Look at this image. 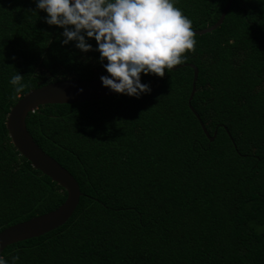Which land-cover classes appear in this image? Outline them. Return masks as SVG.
<instances>
[{"label": "trees", "instance_id": "16d2710c", "mask_svg": "<svg viewBox=\"0 0 264 264\" xmlns=\"http://www.w3.org/2000/svg\"><path fill=\"white\" fill-rule=\"evenodd\" d=\"M228 0H179L193 29L216 23ZM35 10L36 12H33ZM34 0H0V232L66 199L11 142L6 118L32 89L107 75L96 43L62 45ZM184 66L141 74L151 91L41 105L34 141L82 195L61 226L9 245L18 264H264V0H233L223 23L195 36ZM106 63V61H105ZM48 67L61 71L59 77ZM18 72L26 87L16 93Z\"/></svg>", "mask_w": 264, "mask_h": 264}, {"label": "clouds", "instance_id": "9594fccd", "mask_svg": "<svg viewBox=\"0 0 264 264\" xmlns=\"http://www.w3.org/2000/svg\"><path fill=\"white\" fill-rule=\"evenodd\" d=\"M179 0H34L44 22L63 29L62 45L74 42L87 53L94 40L99 62L107 75L103 87L116 94L139 98L151 91L141 74L163 77L183 64L197 41L192 20L176 5ZM33 12H36L33 10ZM106 61V63H105ZM16 72L9 84L16 93L26 87ZM82 91V90H81ZM19 255L0 256V264H18Z\"/></svg>", "mask_w": 264, "mask_h": 264}, {"label": "water", "instance_id": "95a60500", "mask_svg": "<svg viewBox=\"0 0 264 264\" xmlns=\"http://www.w3.org/2000/svg\"><path fill=\"white\" fill-rule=\"evenodd\" d=\"M232 2L233 0L227 1L216 23L204 29H195V34L209 33L219 27L223 23ZM184 66H190L194 69L192 89L188 100L189 108L199 120L205 135L212 141L216 136V131L213 136H210L200 116L191 105V100L196 91L198 68L193 64L183 63L174 66L171 70L174 71ZM114 94V92L102 86L100 78L59 79L30 90L10 109L6 118V128L11 142L19 153L31 163L33 168L41 171L64 188L67 196L64 202L54 210L18 222L2 230L0 232V256L9 245L41 236L63 225L75 211L82 195L74 176L34 141L26 125L28 114L41 105L92 102L111 97Z\"/></svg>", "mask_w": 264, "mask_h": 264}, {"label": "rangeland", "instance_id": "374dc122", "mask_svg": "<svg viewBox=\"0 0 264 264\" xmlns=\"http://www.w3.org/2000/svg\"><path fill=\"white\" fill-rule=\"evenodd\" d=\"M50 71H53L56 73L59 77H61V71L59 69L53 68V67H48Z\"/></svg>", "mask_w": 264, "mask_h": 264}]
</instances>
